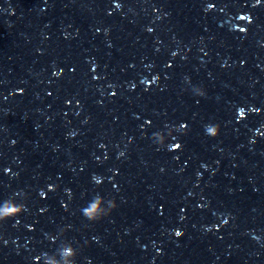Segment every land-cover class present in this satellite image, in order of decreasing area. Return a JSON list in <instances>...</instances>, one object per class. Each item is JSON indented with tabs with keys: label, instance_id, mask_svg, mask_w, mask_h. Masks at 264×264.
Segmentation results:
<instances>
[{
	"label": "clouds",
	"instance_id": "9594fccd",
	"mask_svg": "<svg viewBox=\"0 0 264 264\" xmlns=\"http://www.w3.org/2000/svg\"><path fill=\"white\" fill-rule=\"evenodd\" d=\"M204 95L205 92L202 89L199 96H204ZM179 127H183L186 130L187 124L182 123L181 125H179ZM205 133L206 135L215 138L220 134V126L218 124H208L205 126ZM164 144L165 142L163 144H158V145L164 146ZM175 145H178V147H171L173 150H178L181 148V144L179 143L173 144V146ZM95 183L99 184L100 180L95 179ZM40 195L43 196L44 193L41 192ZM23 199H27V193H24ZM102 202H103L102 197L93 196V198L88 202V204L81 209V213L83 217L89 222L95 223L109 216L111 212L118 207L117 203L113 199L108 201L107 210L102 211L100 207ZM26 211H27L26 204L18 203L16 199L13 200L6 199L2 203H0V223L6 222L9 219H15ZM176 235L179 236L180 233L177 232ZM61 255L64 257L71 258V260L66 261V264H76V257L78 255V252L77 249H75L73 246H68L62 249Z\"/></svg>",
	"mask_w": 264,
	"mask_h": 264
},
{
	"label": "snow or ice",
	"instance_id": "6c2138e0",
	"mask_svg": "<svg viewBox=\"0 0 264 264\" xmlns=\"http://www.w3.org/2000/svg\"><path fill=\"white\" fill-rule=\"evenodd\" d=\"M242 19H245V17H241Z\"/></svg>",
	"mask_w": 264,
	"mask_h": 264
}]
</instances>
